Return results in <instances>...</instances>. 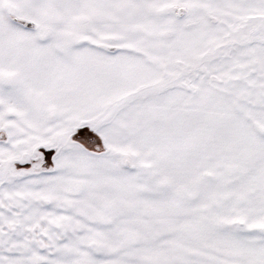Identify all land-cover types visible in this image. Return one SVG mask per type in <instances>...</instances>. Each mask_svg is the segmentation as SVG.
<instances>
[{"label": "snow or ice", "instance_id": "obj_1", "mask_svg": "<svg viewBox=\"0 0 264 264\" xmlns=\"http://www.w3.org/2000/svg\"><path fill=\"white\" fill-rule=\"evenodd\" d=\"M0 264H264V0H0Z\"/></svg>", "mask_w": 264, "mask_h": 264}]
</instances>
